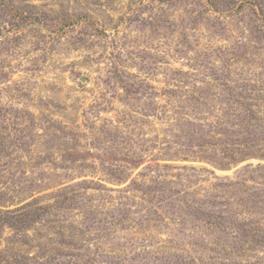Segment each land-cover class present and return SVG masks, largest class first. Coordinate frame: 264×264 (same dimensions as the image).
Listing matches in <instances>:
<instances>
[{
    "label": "rangeland",
    "instance_id": "374dc122",
    "mask_svg": "<svg viewBox=\"0 0 264 264\" xmlns=\"http://www.w3.org/2000/svg\"><path fill=\"white\" fill-rule=\"evenodd\" d=\"M0 264H264V0H0Z\"/></svg>",
    "mask_w": 264,
    "mask_h": 264
}]
</instances>
